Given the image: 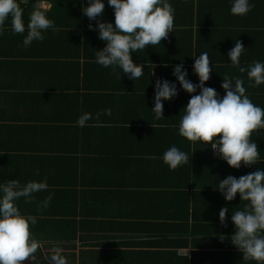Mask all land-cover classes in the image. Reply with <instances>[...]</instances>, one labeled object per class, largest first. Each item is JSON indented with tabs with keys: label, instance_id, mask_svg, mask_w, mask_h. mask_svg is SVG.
Instances as JSON below:
<instances>
[{
	"label": "crops",
	"instance_id": "obj_1",
	"mask_svg": "<svg viewBox=\"0 0 264 264\" xmlns=\"http://www.w3.org/2000/svg\"><path fill=\"white\" fill-rule=\"evenodd\" d=\"M33 3L20 2L25 21ZM39 3L44 9L53 6L52 0ZM104 3V21L114 22L112 7L107 0ZM169 3L174 18L167 41L146 47L144 53L132 54L133 61L143 64L144 72L151 74L144 81L142 76L133 81L120 69L114 73L111 67L94 62L95 51L105 42L94 30L91 22L95 20L90 22L82 15L81 3L64 6L61 11L70 20H53L59 31H46L42 41L34 40L28 47L22 45L23 36L13 34L10 22H5L0 34V183L46 180L45 191L35 193L28 203L21 198L17 205L22 214L54 220L52 226L42 227L41 231L60 234L75 226L81 238L74 241L77 252L81 248L123 250L125 255L119 263L124 264H245L242 254L230 243L234 231L230 216L245 202L238 194L232 201H225L217 189L205 186L210 175L206 170L212 160L219 159L207 144L191 143L179 134L175 140L170 137L178 131L183 114L179 106L186 105V94H198L199 90L189 94L177 82V96L164 102L174 110H163L160 121L153 120L152 99L142 90L151 86L153 78V85L158 78L175 81L172 67L181 62L188 70L187 78L198 83L192 72V55L208 52L213 71L205 86L223 96V77H240L246 95L264 109V84L250 86L246 74L232 67L227 57L239 39L246 47L240 57L241 66L264 61V0H250L253 7L244 16L230 14V0ZM189 26L194 31H189ZM17 52L19 55H15ZM157 63L160 69L154 66ZM152 94L149 91L146 95ZM105 108L111 109V115H101L98 126L94 120L85 127L76 125L83 112L95 116ZM250 139L257 143L264 161V128L255 130ZM172 145L190 157L189 164L170 171L160 157ZM131 154L137 156V165L129 158L123 159ZM117 158L119 166L112 169ZM257 168L264 169V162L242 170L226 163L217 169L214 178L239 177ZM49 195L48 206L40 207ZM89 203L96 208L90 214L84 212ZM224 206L229 211L225 224H221L218 212ZM98 223L105 229H100ZM36 228L40 226L33 227L32 233L36 234ZM35 239L46 248L67 243L55 237ZM102 242L110 244L104 246ZM86 264L98 262L86 256Z\"/></svg>",
	"mask_w": 264,
	"mask_h": 264
},
{
	"label": "clouds",
	"instance_id": "obj_2",
	"mask_svg": "<svg viewBox=\"0 0 264 264\" xmlns=\"http://www.w3.org/2000/svg\"><path fill=\"white\" fill-rule=\"evenodd\" d=\"M20 2L0 0V34L4 32L5 22L9 21L11 32L21 34L22 45L28 47L34 40L42 41L46 31H59L40 3L33 5L25 21ZM230 3V14L236 16L246 15L253 7L250 0H230ZM107 4L113 9L114 22L97 19L103 16L104 0H88L81 5V11L89 21H96L94 30L99 39L105 42L101 49L95 51L94 62L104 68L111 67L114 73L120 69L129 79L136 81L144 74V65L135 63L132 54L144 53L146 47L154 48L167 41L169 33L173 31L174 12L169 0H107ZM89 28H93L91 23ZM245 48L236 39L227 52L228 61L240 73L246 74L250 86L258 87L264 84V61L254 60L246 67L241 66L240 57ZM192 56L195 57L192 72L198 77V83L187 78L188 70L183 62L174 65L171 74L175 81L161 78L154 83L153 106L150 109L153 120L164 118V102L177 96V82L180 89L189 94L196 93L198 89V94L190 95L183 107L178 124L179 136L191 143L207 144L228 166L235 169L264 162L260 159L257 143L250 139L255 130L264 128V109L252 103L240 77H223L220 85L224 89L223 96L215 88L205 86L213 71L209 54L200 52ZM101 115L110 116L111 109L98 111L95 116L85 111L75 123L78 127H85L90 120H94L98 126ZM189 157L172 145L160 159L171 171L189 164ZM47 187L46 180H29L22 184L12 179L0 183V264H24L26 260L29 264H68L60 245L54 244L47 251L44 250L43 244L35 239L31 231V226L37 223L36 216L22 214L17 205L21 198L25 203L30 202L35 193L45 191ZM215 188L225 201H232L238 194L239 200L245 202L241 209L232 211L230 216L234 228L230 243L242 254L245 264H264V169L257 168L239 177L227 175L223 179L218 178ZM50 200L49 195L40 207H47ZM228 211L227 206L219 209L221 224H225ZM220 238L224 239V235L221 234Z\"/></svg>",
	"mask_w": 264,
	"mask_h": 264
},
{
	"label": "trees",
	"instance_id": "obj_3",
	"mask_svg": "<svg viewBox=\"0 0 264 264\" xmlns=\"http://www.w3.org/2000/svg\"><path fill=\"white\" fill-rule=\"evenodd\" d=\"M52 1H53V6L50 7L49 9H45L47 11V16H50L49 18L52 19V20H70V18H68L66 15H64L62 13V11H61L64 8V6H66L68 8V6H72V5L76 4V3H77V5L80 4V3L81 4L83 3V2H81L79 0H52ZM84 1L86 3L88 2V0H84ZM33 2L36 4V3H39V0H33ZM82 15H85V14L82 12ZM105 17H106L105 14H103L102 17H98L97 19L107 20ZM84 18L89 20L86 16ZM91 23L92 24H96V21L95 22H91ZM191 27L192 26H189L188 30L189 31H194V28H191ZM255 29L257 30L258 28H255ZM205 30H207L209 32H212L211 29H209V28H205ZM181 48H182V46L179 47V49H181ZM5 52L7 53V50ZM15 55H19V53L17 52ZM159 61L160 60H157V62H159ZM154 66L156 68H159V69L161 68V67H159V63H157V65L155 64ZM163 68L170 69V71H171L170 67H163ZM159 69H157V70L159 71ZM144 70H145V68H144ZM161 75L171 76V75H168L167 73H164V72H162ZM150 76H151V74H149L147 72H144V74L142 75V80L143 81L144 80H149ZM153 79L150 81L151 86L149 88L146 87V89L142 90V93L145 94L144 96H149L150 97L149 99L153 98V94L152 95H146V94H148L149 91H153V86H154L153 85ZM158 80H159V78H158ZM138 83H140V82H138ZM126 96H132V94L128 95V93H126ZM178 96L180 97L181 94H179ZM189 98H190V95L186 94V96H185V104L188 102ZM184 106L185 105H180L179 106V112L181 110H183ZM169 108L174 110V107L169 106L168 104L164 103L163 110L168 111ZM176 134H178L177 130L170 137L173 140H175L176 137H177ZM213 156H215V155H213ZM215 157L219 158V159L212 160L213 162L210 163V167H208V169L206 170V174H210V175L208 177L209 181L206 182L208 184L207 185L205 184V186L207 188H211V189H214V190L216 189L215 188V184L218 183V179L214 178L215 172L217 171L218 168L222 167V164H226V162L224 160H222L219 156H215ZM125 158L126 159L129 158V161L133 165H137V164H135L138 161L137 156L131 154V155H128V156L124 157L123 159L125 160ZM117 160H119V161L114 166L111 167L112 169H114L117 165L119 166L120 158H117ZM123 169L126 170V168H123ZM242 169H244L243 165L241 166V170ZM190 181H191V178H190ZM210 191H212V190H210ZM213 194H215V193H213ZM95 209L96 208L91 203H89V204L86 205V208H85L84 212L85 213L89 212V214H90V213H93L95 211ZM51 221L53 222L54 220H44V219L37 218V224H40V225L36 224L34 226H31V229L33 227H37V226H40V229L36 228L37 232H36V234L33 233V235L36 238L40 237V238H44V239H49V238H53L54 239V237H55V238H59L61 240H66L67 243L66 242H62L61 244H58V245H60L61 247L65 248V249L72 248L71 251L64 250V254L67 257V260L70 259L73 264H86V256L93 257V259L96 260L98 262V264H124V263H119V261L125 255L124 254L125 252L123 250H119V249L111 250L110 248H107V247L104 248V249L102 248L100 250H97V249H95V250H93V249L84 250V248H81L79 250V252H77L75 250L76 249V244H75L74 241L77 238L81 240V238L78 237V235H77V233L75 231V226H74V230L69 231V232L60 233V234H52L51 232L41 231L42 227L52 226V222ZM69 221L75 222L74 220H69ZM98 227L100 229H105V226H103L102 223H98ZM80 237H84V234H80ZM106 243L107 244H104L102 242V244L104 246H109L108 244H110V243H108V242H106ZM49 245L53 246L54 244H49Z\"/></svg>",
	"mask_w": 264,
	"mask_h": 264
},
{
	"label": "flooded vegetation",
	"instance_id": "obj_4",
	"mask_svg": "<svg viewBox=\"0 0 264 264\" xmlns=\"http://www.w3.org/2000/svg\"><path fill=\"white\" fill-rule=\"evenodd\" d=\"M44 247H45V248H44ZM43 248H44L45 251H47V250L49 249V248H46V245L43 246ZM63 249L65 250V248H63ZM38 256H39V253H38ZM24 264H29V261L26 260V261L24 262ZM46 264H47V262H46ZM68 264H73L72 261H71L70 259H68Z\"/></svg>",
	"mask_w": 264,
	"mask_h": 264
},
{
	"label": "built area",
	"instance_id": "obj_5",
	"mask_svg": "<svg viewBox=\"0 0 264 264\" xmlns=\"http://www.w3.org/2000/svg\"><path fill=\"white\" fill-rule=\"evenodd\" d=\"M212 154L215 155V156H217L214 150H212Z\"/></svg>",
	"mask_w": 264,
	"mask_h": 264
},
{
	"label": "rangeland",
	"instance_id": "obj_6",
	"mask_svg": "<svg viewBox=\"0 0 264 264\" xmlns=\"http://www.w3.org/2000/svg\"><path fill=\"white\" fill-rule=\"evenodd\" d=\"M43 244V243H42Z\"/></svg>",
	"mask_w": 264,
	"mask_h": 264
}]
</instances>
